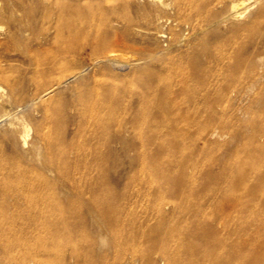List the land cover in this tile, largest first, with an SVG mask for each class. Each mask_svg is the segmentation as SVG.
<instances>
[{
	"label": "bare ground",
	"instance_id": "6f19581e",
	"mask_svg": "<svg viewBox=\"0 0 264 264\" xmlns=\"http://www.w3.org/2000/svg\"><path fill=\"white\" fill-rule=\"evenodd\" d=\"M8 3L11 24L0 44L7 60L19 62L24 72L16 80L2 77L6 92H0V264H66V255L77 264H207L199 260L198 247L188 243L183 248L180 218L186 213L193 220L200 215L205 225L190 228L203 232L206 254L214 262L208 264L254 260L239 250L243 233L239 248L215 235L212 223L228 230L220 212L228 214L234 206L219 188L183 184L154 166L136 168L124 178L106 170L123 152L174 147L166 137L170 134H220L213 125L215 103L209 100L201 117L198 101L181 100L179 90L168 88L172 79L162 78L156 64L180 54L195 35L208 57L213 48L222 54L226 47L241 56L239 61L249 56L241 74H229L222 88L220 100L227 101L234 91L230 85L264 76V0H206L201 12L190 5V16L182 13L187 4L177 0L178 17L201 20L190 35L164 46L156 45L148 30L142 42L135 23L158 0ZM254 7L255 20L221 32ZM216 39L224 41L211 46ZM187 56L193 63L198 51ZM160 80L163 87L157 85ZM162 93L166 99L154 98ZM5 103L15 110H5ZM49 103L56 105L49 111L53 117ZM39 120L57 130L52 136L39 133L38 144L29 137L41 130ZM138 171H146L145 176L136 177ZM199 197L210 199L196 201ZM64 237L72 239L69 247L62 246Z\"/></svg>",
	"mask_w": 264,
	"mask_h": 264
},
{
	"label": "rangeland",
	"instance_id": "374dc122",
	"mask_svg": "<svg viewBox=\"0 0 264 264\" xmlns=\"http://www.w3.org/2000/svg\"><path fill=\"white\" fill-rule=\"evenodd\" d=\"M176 1L158 0V5L153 11L142 10L135 21L137 28L141 31L139 37L142 42L147 40L143 35L147 30L152 33L154 42L158 46H164L175 39L190 35L191 27L201 18L186 20L178 17L174 9ZM183 1L187 5L182 13L187 16L192 15L190 5H196L197 10L201 12L206 4V0ZM255 10L256 7L251 8L230 24H225L221 32L226 33L225 31L231 26L252 22L255 20ZM8 12V0H0V41L6 38L7 29L11 24ZM156 15L161 16L159 20L155 19ZM241 32V30L238 31V33ZM198 38L199 35L191 37L190 45L182 46L180 54L170 57L171 59L164 64L156 65H160L162 78L172 79L168 88L179 90L181 100L193 98L198 101L201 107V117L206 115L203 109L206 108V104H209L208 101L215 103L218 116L213 125L220 134L208 135L204 138L196 133L185 138L170 134L166 137L175 142L174 147L160 151L146 150L141 153L123 152L117 165L108 168L106 172L111 177L124 178L132 175L136 168L143 167L147 171L149 166H154L168 171L173 180L183 184H205L219 188L220 192L223 191L225 194L226 202L234 206L228 214L220 212V219L228 230L212 223L214 227H217L215 235L224 238L227 242L238 244L237 248H239L241 244L237 243L238 237L243 233L244 247L239 250L254 257V260L247 264H264L260 261V257L264 256V76L258 78L256 74L253 82L241 78L238 84L229 86L228 89H234L235 92L233 91L228 100H220L222 88L226 87L231 80L229 74L240 75V69L245 67L249 56H242L239 61L241 56L232 48L226 47L227 51L222 54L213 48V57L210 56V58L207 55L209 54L208 49L200 44ZM222 41L224 40L216 39L210 45L214 46ZM223 45L228 44L223 42ZM195 50L198 51V56L192 63L187 54ZM253 62L258 65L259 58H254ZM23 72L19 62L7 60V54L0 44V92H6V84L2 77L16 80ZM157 85L163 87L165 82L157 81ZM134 89L139 88L134 87ZM154 98L164 100L167 95L162 93ZM47 102V100L44 101L43 106ZM55 107L53 103L47 104L48 112ZM4 108L13 111L16 106L5 103ZM1 110L0 108V112ZM49 114L52 117L54 115L51 112ZM38 123L41 125V130L31 131L29 141L39 144L41 141L38 138L39 133H50L51 135L57 128L45 120ZM40 148L43 149L42 143ZM91 170L96 171L93 168ZM146 171H138L136 177L145 176ZM208 199L210 198L199 197L196 201L206 202ZM179 201L181 200H177ZM175 219V216L170 218L173 223ZM180 223L183 227L181 240L183 248L188 243L198 247L200 253H203L199 260L207 264L208 261L212 262L206 254L208 243L203 241V232L191 233L190 227L193 224L199 223L201 230L205 227L200 215L199 218L193 220L190 213H186L183 218H180ZM71 243L70 237H64L61 241L63 247H69ZM223 250L226 251V249ZM65 258L66 264H77L68 255ZM233 264L237 263L233 262Z\"/></svg>",
	"mask_w": 264,
	"mask_h": 264
}]
</instances>
